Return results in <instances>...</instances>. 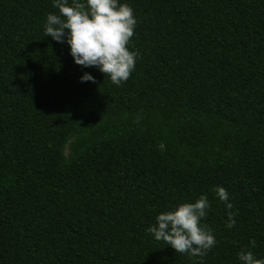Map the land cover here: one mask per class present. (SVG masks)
<instances>
[{
	"label": "trees",
	"instance_id": "obj_1",
	"mask_svg": "<svg viewBox=\"0 0 264 264\" xmlns=\"http://www.w3.org/2000/svg\"><path fill=\"white\" fill-rule=\"evenodd\" d=\"M121 2L137 58L116 86L45 36L52 0H0V264L264 257V0ZM201 194L202 260L146 231Z\"/></svg>",
	"mask_w": 264,
	"mask_h": 264
},
{
	"label": "clouds",
	"instance_id": "obj_2",
	"mask_svg": "<svg viewBox=\"0 0 264 264\" xmlns=\"http://www.w3.org/2000/svg\"><path fill=\"white\" fill-rule=\"evenodd\" d=\"M52 6L59 14H46L45 36L66 43L75 64L95 67L107 75L113 85L119 86L128 79L137 58V53L127 47L136 24L128 3L121 0H52ZM79 80L95 82L88 72H84ZM212 191L226 210L232 209L224 187L216 185ZM208 208V198L201 194L194 202L180 203L171 210L158 213L155 223L149 224L146 231L153 239L171 246L176 253L202 260L216 244L211 229L200 223ZM235 222L234 213L227 211L225 227L232 228ZM236 257L239 264H264V257L257 258L251 250H241Z\"/></svg>",
	"mask_w": 264,
	"mask_h": 264
}]
</instances>
